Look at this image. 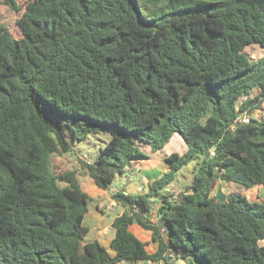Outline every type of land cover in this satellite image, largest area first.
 <instances>
[{"label": "trees", "instance_id": "trees-1", "mask_svg": "<svg viewBox=\"0 0 264 264\" xmlns=\"http://www.w3.org/2000/svg\"><path fill=\"white\" fill-rule=\"evenodd\" d=\"M0 1L20 13L18 34L0 23V264H264V201L213 194L264 187V55L246 51L264 49V0ZM99 134L96 160L75 149ZM175 135L187 149L146 192L112 194L115 255L88 240L82 172L108 190ZM72 155L79 167L54 166Z\"/></svg>", "mask_w": 264, "mask_h": 264}, {"label": "crops", "instance_id": "crops-1", "mask_svg": "<svg viewBox=\"0 0 264 264\" xmlns=\"http://www.w3.org/2000/svg\"><path fill=\"white\" fill-rule=\"evenodd\" d=\"M184 145V144H183ZM167 146V145H166ZM152 152L150 148H146V152L149 155L148 159L139 161L138 163H135V166L138 167V169L141 171V180H142V186L137 185L135 183H131V187L129 189H125L127 193H139V192H146L148 189V185L153 182L155 179L159 178L161 175L166 173L169 170L168 164L165 161V158L169 156L172 152H169L167 148ZM183 149H187L186 146H182ZM184 150V151H185ZM174 152V151H173ZM131 167V169L133 168ZM84 172V171H83ZM80 176V179L82 177L88 178V182L84 185L87 187V192L90 196L96 199V196L104 197L106 200H112L110 201V204L115 208L113 211H109L105 209L100 201H94L95 203V210H88V212L85 215L84 224L90 228L89 234L92 233V231H95L93 239H97L100 241L102 245H104L108 251L111 253V255H115V251L111 249V242L114 238V235H112L113 227L112 222L114 218L120 214H122L125 211V207H123L121 204H119L114 198L111 199L110 193H114L119 191L117 188H110L108 190H104L99 188L95 181L89 176L87 172L83 173ZM84 174V175H83ZM223 182H219L216 186L217 194L220 196V200L224 201L227 197V194L232 192L231 188L233 184H222ZM83 187V186H82ZM83 187V189H84ZM89 191L93 193H89ZM114 191V192H112ZM214 192V191H213ZM217 197V196H216ZM249 197V195H248ZM158 207H159V201L156 200L154 207L152 209V213L148 214L147 216L150 218L151 224H158L159 223V213H158ZM87 220V222H86ZM130 229L134 232V234L139 237L142 241H144L147 246V250L150 253H154L158 250L159 242L154 239V234L152 230L144 228L141 224L138 222H135L131 225ZM134 264H181L180 261H159V262H153L150 260L147 261H138Z\"/></svg>", "mask_w": 264, "mask_h": 264}, {"label": "rangeland", "instance_id": "rangeland-1", "mask_svg": "<svg viewBox=\"0 0 264 264\" xmlns=\"http://www.w3.org/2000/svg\"><path fill=\"white\" fill-rule=\"evenodd\" d=\"M28 0H21L22 3L27 2ZM0 11L2 14V18L0 20V23L8 26L15 34H18V25H17V20L20 17V13L17 12L16 10L12 9L11 7L7 6L6 4H4L3 2L0 1ZM246 51L250 54V56L254 59H258L261 56L264 55V49L260 48L259 45H250L246 48ZM255 117H264V103L262 105V109L258 110L255 112L254 114ZM108 139V136L105 134H99V135H89L87 138L83 139V140H76L75 141V149L78 152H81V154L91 160L94 161L97 158L100 157L101 155V149L104 147V144L106 142V140ZM184 142L183 140L178 136L175 135L168 143H167V150L169 152H184L185 149L182 148ZM148 146H144L141 147V149L145 152L146 148ZM150 148V147H148ZM151 150V148H150ZM146 153V152H145ZM83 158L81 155H77V156H65V158L57 159L53 161V163L55 164L54 166L57 168V166H61L62 169H67V168H74V167H79L80 166V162L79 160ZM60 160V161H59ZM59 161V165H57ZM193 165H190V168H182L181 170L178 171L177 173V181L176 184H174L171 189H175L178 190L180 193V189L185 190L187 184H190L192 178H193V174L191 173ZM85 173V172H83ZM84 175V174H83ZM141 171L138 169L137 166L133 167L130 171H127L124 174H118L117 177L115 178V180L113 181V183L111 184V188H117L119 190L122 189H129L131 187V183H135L137 185L142 186V180H141ZM88 182V178L86 177H82L81 178V183L82 186L84 187V185ZM225 184V183H222ZM226 185V184H225ZM88 186V185H86ZM84 187V190H88L87 187ZM231 191H239L245 195H249V199L251 200H255V201H259V202H263L264 201V187H259V186H255L252 187L250 189H246V188H239L238 186H236L235 184H233ZM114 192V191H112ZM89 193H93L91 191H89ZM213 194L215 196H217L218 199H221L220 196L217 194L216 189L214 190ZM111 199L113 198L112 193H110ZM96 199L94 201H100L103 205V207L109 211H113L115 212L113 209L115 208V206L113 207L112 204H110V201L112 200H106L104 197L101 196H96ZM91 202L89 204V209L94 211L95 208V202ZM87 222V220H86ZM95 231H92L91 234H89L87 236L88 240L93 239ZM112 235L115 234L114 231H112L111 233ZM261 245H264V240L260 241Z\"/></svg>", "mask_w": 264, "mask_h": 264}, {"label": "built area", "instance_id": "built-area-1", "mask_svg": "<svg viewBox=\"0 0 264 264\" xmlns=\"http://www.w3.org/2000/svg\"><path fill=\"white\" fill-rule=\"evenodd\" d=\"M244 120H245V121H248V118L245 117ZM212 154H214V152H212ZM175 189H176V188H175ZM175 189H173V190L170 189V192H171V193H175V195L179 194V191H178V190H175ZM163 231H164V230H163Z\"/></svg>", "mask_w": 264, "mask_h": 264}]
</instances>
